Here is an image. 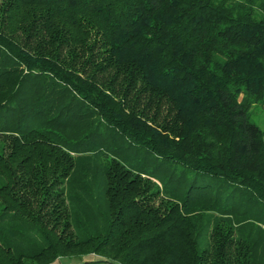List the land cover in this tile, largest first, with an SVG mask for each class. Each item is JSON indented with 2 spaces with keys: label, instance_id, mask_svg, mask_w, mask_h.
Returning a JSON list of instances; mask_svg holds the SVG:
<instances>
[{
  "label": "trees",
  "instance_id": "trees-1",
  "mask_svg": "<svg viewBox=\"0 0 264 264\" xmlns=\"http://www.w3.org/2000/svg\"><path fill=\"white\" fill-rule=\"evenodd\" d=\"M257 105L264 0H0V264H264Z\"/></svg>",
  "mask_w": 264,
  "mask_h": 264
},
{
  "label": "rangeland",
  "instance_id": "rangeland-1",
  "mask_svg": "<svg viewBox=\"0 0 264 264\" xmlns=\"http://www.w3.org/2000/svg\"><path fill=\"white\" fill-rule=\"evenodd\" d=\"M250 120L257 124L264 131V107H261L259 105L255 106L252 111ZM179 169L180 168L177 166V172H179ZM65 262H76V258H64L51 264H64Z\"/></svg>",
  "mask_w": 264,
  "mask_h": 264
},
{
  "label": "crops",
  "instance_id": "crops-1",
  "mask_svg": "<svg viewBox=\"0 0 264 264\" xmlns=\"http://www.w3.org/2000/svg\"><path fill=\"white\" fill-rule=\"evenodd\" d=\"M62 259H59L58 261ZM64 264H114V263H110L104 258L97 256L95 254H89L81 257L80 259L76 258V262H65Z\"/></svg>",
  "mask_w": 264,
  "mask_h": 264
}]
</instances>
